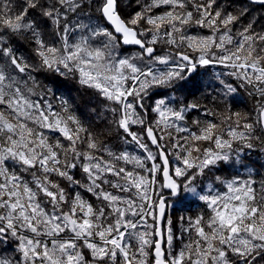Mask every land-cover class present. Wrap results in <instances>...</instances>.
Segmentation results:
<instances>
[{"label": "snow or ice", "instance_id": "1", "mask_svg": "<svg viewBox=\"0 0 264 264\" xmlns=\"http://www.w3.org/2000/svg\"><path fill=\"white\" fill-rule=\"evenodd\" d=\"M0 264H264V0H0Z\"/></svg>", "mask_w": 264, "mask_h": 264}, {"label": "trees", "instance_id": "2", "mask_svg": "<svg viewBox=\"0 0 264 264\" xmlns=\"http://www.w3.org/2000/svg\"><path fill=\"white\" fill-rule=\"evenodd\" d=\"M251 106H252V105H251V102H249L248 107L251 108Z\"/></svg>", "mask_w": 264, "mask_h": 264}]
</instances>
